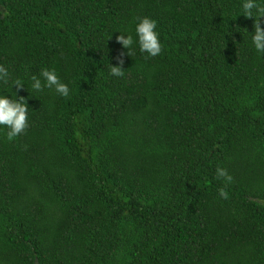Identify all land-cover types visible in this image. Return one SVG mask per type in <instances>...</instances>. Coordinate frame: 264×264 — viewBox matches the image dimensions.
I'll return each mask as SVG.
<instances>
[{"label":"trees","instance_id":"obj_1","mask_svg":"<svg viewBox=\"0 0 264 264\" xmlns=\"http://www.w3.org/2000/svg\"><path fill=\"white\" fill-rule=\"evenodd\" d=\"M245 2L0 0V96L29 108L13 140L0 126V264H264V53ZM42 69L68 97L33 89Z\"/></svg>","mask_w":264,"mask_h":264},{"label":"clouds","instance_id":"obj_2","mask_svg":"<svg viewBox=\"0 0 264 264\" xmlns=\"http://www.w3.org/2000/svg\"><path fill=\"white\" fill-rule=\"evenodd\" d=\"M243 10V16L245 18H255L252 43L257 52L264 53V29L261 27V18L264 17V6L256 3L255 0H246L243 4ZM137 19L139 20V23L136 26V33L138 36L140 51L142 53H147L151 57L158 56L162 52V45L159 41L158 34L155 31L157 27L156 21L147 17H138ZM116 42L121 44L123 48L128 49V52L120 53L116 58L119 66L111 67L110 74L122 77L125 72L122 71L124 56L132 55L130 50L132 49L134 41L131 35H128L127 38H125L124 35H119L116 37ZM40 76L43 78L44 83H42L41 79L37 78L35 75L32 76V87L34 90L43 91L44 88H48L54 90L57 94L63 97L69 96V87L61 82L54 70L42 69ZM8 77V70L3 66H0V81L7 84ZM13 86L19 91L24 85L20 80H16L13 82ZM28 109L27 101L23 97H19L17 101V99L13 100L0 96V126H6L9 129L7 133V139L9 141L22 134L28 127ZM216 172L218 179L223 178L226 183L232 182L233 178L228 174L226 169L218 167ZM219 195L225 200L228 199V193L224 188L219 190Z\"/></svg>","mask_w":264,"mask_h":264}]
</instances>
